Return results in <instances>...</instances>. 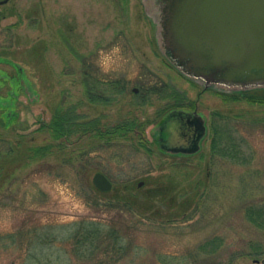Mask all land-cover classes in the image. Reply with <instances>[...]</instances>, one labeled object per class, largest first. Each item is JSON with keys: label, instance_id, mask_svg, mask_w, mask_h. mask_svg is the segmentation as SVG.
I'll use <instances>...</instances> for the list:
<instances>
[{"label": "rangeland", "instance_id": "rangeland-1", "mask_svg": "<svg viewBox=\"0 0 264 264\" xmlns=\"http://www.w3.org/2000/svg\"><path fill=\"white\" fill-rule=\"evenodd\" d=\"M6 8L0 19V84L14 70L4 56L18 62L28 81L20 75L19 90L0 85V106L13 120L7 128L0 126V151L2 142L16 144L21 134L20 145L53 146L44 157L23 153L0 162V264H93L85 246L77 254L74 240L63 243L68 231L49 236L42 227L80 219L88 231L92 220L98 221L101 232L93 242L127 243L114 256L119 260L108 263L107 258L106 264L264 260L247 254L242 241L251 233L242 206L264 202V105L223 100L219 89L204 88L174 69L154 40L153 0H9ZM68 44L93 62L99 77L94 94L105 92L109 102L88 100L81 63ZM155 83L171 88L143 90ZM174 94L186 108L188 100L194 102L208 126L195 153L161 152L153 141L155 124L180 100ZM69 106L81 121L99 118L102 129L124 120L138 126L127 138L112 141L80 131L53 140L47 130L38 129L56 108ZM212 111L220 113L224 128L244 140L241 159L210 155ZM141 132L151 151L139 146ZM12 156L1 151L0 161ZM97 171L112 182L110 191L100 194L93 185ZM94 193L103 204L88 203ZM106 203L116 207L108 209ZM114 228L116 240L108 234ZM214 234L223 236L224 247L213 253L210 247L201 250V242Z\"/></svg>", "mask_w": 264, "mask_h": 264}, {"label": "water", "instance_id": "water-1", "mask_svg": "<svg viewBox=\"0 0 264 264\" xmlns=\"http://www.w3.org/2000/svg\"><path fill=\"white\" fill-rule=\"evenodd\" d=\"M153 5L156 15L149 17L157 47L183 76L224 92L264 88V0H153ZM165 130L175 147L169 152L195 153L206 133L205 119L196 111L174 109L157 126L158 132ZM189 135V148H176ZM91 180L100 191L112 187L100 171Z\"/></svg>", "mask_w": 264, "mask_h": 264}, {"label": "trees", "instance_id": "trees-1", "mask_svg": "<svg viewBox=\"0 0 264 264\" xmlns=\"http://www.w3.org/2000/svg\"><path fill=\"white\" fill-rule=\"evenodd\" d=\"M150 20V19H149ZM150 23L152 25V28L154 30V24L150 20ZM155 43L156 38L154 37ZM69 51L72 52L76 58L81 63V76L83 79V86H84V93L88 100L92 102H109L110 98L109 95L105 94H94L95 92L93 89L97 88L96 80H99L98 75L96 74V70L93 66V62L88 58V55H83V53L78 52L72 45L68 44ZM5 58H8L6 60H9L8 62H17L10 56H4ZM2 57V58H4ZM18 63V62H17ZM24 72V71H23ZM25 73V72H24ZM27 75V73H26ZM25 75V76H26ZM27 78V76H26ZM93 81V82H92ZM92 82V83H91ZM145 83H143L144 85ZM35 87V84H32V87ZM86 85V86H85ZM163 84H152L147 85L143 87V90L146 93L150 92H164V89L167 88L166 85L161 87ZM9 87V86H8ZM10 88V87H9ZM122 88V87H121ZM164 88V89H162ZM171 87H168L165 92H168ZM100 92V91H99ZM7 93V92H6ZM217 93L222 97L224 100H232V101H238V100H245L246 102L250 104H257V105H264V88H256V89H250V90H244V91H232V92H223V91H217ZM175 99L178 100V103L176 106L171 108H183L186 109L185 106H183V103H181V96L179 94H174L173 96ZM146 97H142V99H145ZM176 101V100H175ZM183 102V100H182ZM189 106L187 108H193L194 102L187 101ZM1 107V106H0ZM170 108V109H171ZM169 109V110H170ZM0 126L3 128H7L10 126V124L13 123V120L10 119L12 116V113H6L3 107L0 108ZM220 113L212 111L211 116H213L215 119L212 118L209 128H210V136H209V153L212 156H223L232 158L233 160H239L241 159L242 155V145L244 144V140L238 136L235 132V130H228L227 128H224L221 123L220 119L221 116H219ZM81 115L76 112L75 108L73 106H69L67 108H56L53 112V114L50 116V118L46 121H41L40 125L38 127L39 130H47L48 135L53 140H59V139H68L69 136L73 132H82V133H92L93 136H97L100 138H105L106 141H112L114 139L118 138H127L129 136V133L134 130L136 126H138L137 122L134 120H124L119 123H116L115 125L109 126L107 129H102V126H100V120L99 118L93 119L89 122L81 121ZM253 125H257L254 123ZM20 139L19 141H16V144H11L8 141L2 142V152L4 153L5 157L7 155L14 154V156L11 157V159H3L4 161H0L1 163L5 164L8 161L12 162L14 161V158H20L21 154H26L29 158L34 157H44L46 154H48L49 148L52 145H41V146H23V144L20 145L21 140L23 139V134L19 135ZM138 141L139 146L146 148L147 150L151 151V148L146 146L145 141L143 140V132L138 134ZM17 145V146H16ZM136 149V148H135ZM1 151H0V157H1ZM246 157H242V159H245ZM0 163V171L3 172V165ZM6 166V165H5ZM97 189V188H96ZM97 191L102 194L106 192H102L97 189ZM91 196L88 200V203H93L95 206H99L103 203L100 202L99 197H97V194ZM88 192V196H89ZM91 199V200H90ZM103 206L108 207V209H113L116 207L115 204L112 203H106ZM243 208V220L248 226V228L251 230L250 236L247 238H244L242 240L245 242V248L246 253L258 258H264V202H246ZM85 220L80 219L76 221H69V222H62L58 224H48L47 226H42L43 228L49 229V236H53L54 232L59 229V233L57 236L59 237L60 232H63V230L68 231V235H65L62 237L63 243H71L67 242L70 240H74L72 243L74 246V250L77 254H81L80 248L84 249V254L93 262V264H106V259L108 263H113L118 258L114 257L119 252L122 253L123 250H126V242H93L95 238L99 236V232L101 230L98 228V221L92 220V222L89 224L90 228L89 231L86 230L85 227ZM115 223V221H114ZM68 228H74L72 231H69ZM84 230V231H83ZM116 228L111 229L108 233L109 236H111L114 240H116L119 236V234L116 232ZM10 236H13L10 234ZM56 237V239L58 238ZM90 241V242H84V241ZM81 241V242H80ZM224 238L222 235L214 234L212 237L208 238L204 242H201L199 248L201 250H204L206 247H210V252L213 253L214 251L217 252L220 248L222 249L224 247L223 242ZM83 251V249H82ZM105 254V255H104ZM101 255L103 258H101ZM105 259V260H104ZM111 261V262H110ZM204 264H208L205 262Z\"/></svg>", "mask_w": 264, "mask_h": 264}, {"label": "flooded vegetation", "instance_id": "flooded-vegetation-1", "mask_svg": "<svg viewBox=\"0 0 264 264\" xmlns=\"http://www.w3.org/2000/svg\"><path fill=\"white\" fill-rule=\"evenodd\" d=\"M8 2H9V0H7L6 2H4V0H0V19L6 17V14L8 12V8H6V4ZM13 67H14L13 73H8L7 74V73H5L3 71L6 74V78L3 79L2 85L1 84L0 85L1 86H9V87L10 86H13V87L18 86L17 89L19 90L20 85L22 83V79H21L20 75L22 76L23 81H28V79L26 78V76H25V74H24V72H23L21 67L17 66L16 64ZM30 85L32 86V83H30ZM134 91L136 92L137 90H134ZM14 94L15 93H13L12 96ZM13 98H15V101H16L17 98H18V95L15 94ZM172 109H182V108H171L170 110H172ZM186 109L188 111L192 112V111H195L196 108L194 106L193 108H186ZM168 111L169 110H167L166 112H168ZM166 112L163 114V116L160 118V120L155 124V126H154L155 128L161 123V121L163 120ZM193 120H194V118H193ZM154 127H153V129H154ZM188 128L189 129L190 128L193 129L194 126L190 125V126H188ZM170 134H171V132L170 131H166V130L164 132H162V133L158 132L157 130L155 131V129L153 130V141H154L155 144H156V141H159L160 145L156 144V146L161 152H169L171 150L169 148H175L174 146L170 145V142H171V140L169 139L170 138ZM204 138H205V135L200 139V141H199L200 145L202 144ZM191 140H192V138H190V135L187 136L186 138L184 137L183 140L180 141L178 146H176V148H182V150L188 149L190 144H192ZM165 148H168L169 150L168 149L165 150ZM180 153H182V152H180Z\"/></svg>", "mask_w": 264, "mask_h": 264}]
</instances>
